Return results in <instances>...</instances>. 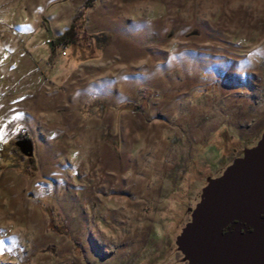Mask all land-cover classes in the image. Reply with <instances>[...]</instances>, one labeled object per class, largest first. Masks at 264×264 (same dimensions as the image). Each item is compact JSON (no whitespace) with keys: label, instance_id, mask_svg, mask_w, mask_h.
<instances>
[{"label":"rangeland","instance_id":"obj_1","mask_svg":"<svg viewBox=\"0 0 264 264\" xmlns=\"http://www.w3.org/2000/svg\"><path fill=\"white\" fill-rule=\"evenodd\" d=\"M86 1L0 0V264H183L264 129V0Z\"/></svg>","mask_w":264,"mask_h":264},{"label":"water","instance_id":"obj_2","mask_svg":"<svg viewBox=\"0 0 264 264\" xmlns=\"http://www.w3.org/2000/svg\"><path fill=\"white\" fill-rule=\"evenodd\" d=\"M176 245L188 264H264V129L206 181Z\"/></svg>","mask_w":264,"mask_h":264},{"label":"trees","instance_id":"obj_3","mask_svg":"<svg viewBox=\"0 0 264 264\" xmlns=\"http://www.w3.org/2000/svg\"><path fill=\"white\" fill-rule=\"evenodd\" d=\"M90 6L91 0H87L83 7L87 8ZM77 17H79L78 14L75 15L65 30L50 40L51 52H53L58 47H71L73 49L82 48L81 52L83 50L90 51L95 49L92 47V44H90L91 40H89V37L84 34L83 31L80 33L77 31ZM92 57L93 56H83L82 59H89Z\"/></svg>","mask_w":264,"mask_h":264},{"label":"flooded vegetation","instance_id":"obj_4","mask_svg":"<svg viewBox=\"0 0 264 264\" xmlns=\"http://www.w3.org/2000/svg\"><path fill=\"white\" fill-rule=\"evenodd\" d=\"M233 226H234V223L230 224L229 226H227V227L223 230V232L226 231V229L231 228V227H233ZM240 229L242 230V228H240ZM183 264H188L187 260L184 259Z\"/></svg>","mask_w":264,"mask_h":264},{"label":"crops","instance_id":"obj_5","mask_svg":"<svg viewBox=\"0 0 264 264\" xmlns=\"http://www.w3.org/2000/svg\"><path fill=\"white\" fill-rule=\"evenodd\" d=\"M51 48V47H50Z\"/></svg>","mask_w":264,"mask_h":264}]
</instances>
